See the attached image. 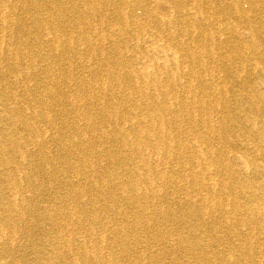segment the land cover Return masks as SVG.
Returning <instances> with one entry per match:
<instances>
[{
  "label": "bare ground",
  "instance_id": "bare-ground-1",
  "mask_svg": "<svg viewBox=\"0 0 264 264\" xmlns=\"http://www.w3.org/2000/svg\"><path fill=\"white\" fill-rule=\"evenodd\" d=\"M54 1L0 0V264H264V82L229 67L264 73V0Z\"/></svg>",
  "mask_w": 264,
  "mask_h": 264
},
{
  "label": "rangeland",
  "instance_id": "rangeland-1",
  "mask_svg": "<svg viewBox=\"0 0 264 264\" xmlns=\"http://www.w3.org/2000/svg\"><path fill=\"white\" fill-rule=\"evenodd\" d=\"M40 2H42L43 3V5H44V8H45V10L43 11L44 13V15H46V14H52V15H56V10L54 9V8H50V5H51V7H52V5H54L55 4V1L54 0H39ZM48 4V5H47ZM78 5H81V7H83V4L81 3V2H79V4ZM170 5H160L159 7H160V9L158 8V10L162 13L163 12V14H165L166 16H165V18H169V19H174V17H173V14H174V12H173V7L172 6H170ZM189 6H191V10L192 11H195L196 10V6H198V4L196 3V0H190V2H189ZM248 5L246 4V3H243L242 4V7L243 8H246ZM29 8V11H32V12H30V13H33V12H35V11H37V9H36V7L34 8V6H32V5H29L28 6ZM46 9H48V11L46 10ZM170 9V10H169ZM136 13H137V15H138V17H141V18H143V20L145 21V24H148V25H151V26H153L154 25V22H152V20H148V19H146L144 16H143V11H142V9H137V11H136ZM43 15V16H44ZM51 15V16H52ZM106 21H101V19L100 18H95L94 20H93V23L95 24V25H97L98 26V36H97V38L99 37V36H101L102 34H104L105 32H110V30L113 28H111V25L108 23V22H106ZM102 24V25H100V24ZM218 24V25H217ZM220 24V25H219ZM210 26H211V30L212 31H214L213 32V34H212V36H213V38L214 39H216V42H219L220 40H221V37H224V36H226L228 33H229V26L231 27V23L230 22H225V20H220V21H212L211 23H210ZM245 26H244V24H239V30H244L245 31V28H244ZM71 30V29H70ZM221 31V32H220ZM180 34H182V36H181V41L183 40V41H185L186 43H188V44H191L190 46L192 47V46H194V44H196L197 43V41H198V38L197 37H194V38H192V37H189V36H187V35H184L185 33H181V31H180ZM192 38V39H191ZM200 40V39H199ZM201 41V40H200ZM195 42V43H194ZM204 43H205V41H204ZM193 44V45H192ZM187 45V44H186ZM45 52H47L46 50H45ZM243 62H236L235 63V60L233 61V63H231L230 64V70H238L240 67L242 68V66H244L243 67V69H245V72H243V73H245V75L246 74H248L249 75V77H248V79H247V81L248 82H252V83H254V84H260V83H262V82H264V78L261 76V75H264V73L263 74H261V73H258L257 71H255L254 69H253V65H246L245 66V64L243 63ZM260 65H264V62L263 63H261ZM55 67H57L56 65H55ZM58 68V67H57ZM62 70H60V69H56L55 70V72L56 73H60ZM225 72H223V74H224ZM81 74V73H80ZM82 74H85V72L84 73H82ZM253 74V75H252ZM228 81V84H231V82L232 81H229V80H227ZM226 81V82H227ZM232 83H235V82H232ZM63 89H68L67 88V86H63ZM263 113H264V110H263ZM239 131V130H238ZM241 131V130H240ZM235 146V147H234ZM213 147H214V149L216 150V151H221V150H225V151H227L228 153H230V154H235V153H240L241 151H242V149L240 148V147H238V146H236V145H234L233 143H229V144H226V143H222V142H220V143H218V142H214L213 143ZM241 149V150H240ZM34 164V163H33ZM32 166H34V167H36V168H41V165L40 164H34V165H32ZM256 181V180H255ZM168 259L166 258L164 261H167Z\"/></svg>",
  "mask_w": 264,
  "mask_h": 264
}]
</instances>
